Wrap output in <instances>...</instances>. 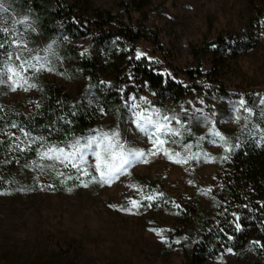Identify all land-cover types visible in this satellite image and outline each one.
Wrapping results in <instances>:
<instances>
[{
	"label": "rangeland",
	"instance_id": "obj_1",
	"mask_svg": "<svg viewBox=\"0 0 264 264\" xmlns=\"http://www.w3.org/2000/svg\"><path fill=\"white\" fill-rule=\"evenodd\" d=\"M63 1L75 8L83 24L97 32L121 26L132 28L141 36L136 49L145 52L146 58L152 57L147 59L165 80H176L172 67L200 68L204 74L213 72L217 80L207 83L204 95L193 93L180 102V112L168 111L171 112L168 115L181 119L185 109L193 114L198 108L206 114L213 109L216 115L217 107L226 103L225 92L235 101L241 96L246 101L251 93L264 94V0ZM108 14L114 16L112 25L103 21ZM62 39V44L75 46L80 55L83 53L81 56H95L99 60L100 87L113 90V81L118 83L114 92L126 114L102 109V118L92 135L97 131H118L127 147L151 148L149 139L135 124L131 105L139 104L149 113L161 111L155 103V94L136 76L138 60L130 48L118 36L112 42L98 40L91 33ZM241 44L245 46L240 49ZM57 49L61 54L60 44ZM110 55L119 57L110 60ZM61 57L60 64L39 72L41 88L12 91L11 85L3 84V109L15 114L38 113L46 97L44 82L59 86L70 98L90 101L86 97L92 90L89 76L69 66L73 64V57L67 59L63 54ZM132 94L137 97L134 102L129 100ZM140 97H146L151 104ZM186 124L173 127L182 134ZM215 125L232 136L239 123L229 116L218 123L215 121ZM204 132L195 131L199 140ZM169 146L183 151L179 138L175 145ZM21 147L26 149L19 129L0 124V177L5 181L4 188H0V264H186L183 245L180 241L177 243L174 232L181 229L186 236L190 234L188 210L194 206L199 214L206 209L208 214L213 212L212 193H219L222 186L220 163L229 161L221 160L225 155L223 145L205 147L218 160L201 156L187 164H176L161 154L149 157L146 164L133 165L119 180L107 186L98 177L95 182L90 177H81L70 164H58L51 171L38 162L23 164L12 154L13 149L23 152L19 150ZM203 147L200 141L193 149ZM91 154L87 150L78 167L97 175L96 157ZM64 175L77 180L78 185L71 191L56 187ZM152 192L165 195L152 202L151 207L145 201L138 209L119 210L129 207L130 198L141 199ZM164 198L167 201L163 203ZM198 224L196 219L195 240L200 238ZM263 262V255L239 258L226 253L206 264Z\"/></svg>",
	"mask_w": 264,
	"mask_h": 264
},
{
	"label": "trees",
	"instance_id": "obj_2",
	"mask_svg": "<svg viewBox=\"0 0 264 264\" xmlns=\"http://www.w3.org/2000/svg\"><path fill=\"white\" fill-rule=\"evenodd\" d=\"M113 19L114 16L108 14L103 18V21L106 25H112ZM2 28H8L10 31L15 30L19 39L27 45L25 51L19 50L22 61L28 60L31 63V57L49 55L51 61L46 65V68H52L60 64L61 54H63L67 59L73 57V64L69 65L73 70L78 69L85 76H89L92 90L87 92L86 97L89 96L90 101L80 102L70 98L69 94L59 86L44 82L46 97L42 108L38 113L31 115L15 114L13 111L3 109L1 86L9 83H0L1 126L16 124L18 129L23 127L30 134L29 137L23 136L26 150L19 153L13 149L12 154L14 153L15 159L20 160L23 164L38 162L42 166L45 165L46 170L51 171L52 167H57L59 163L41 159L38 155L40 141L33 142V138L44 137L46 138L45 143L66 147L74 140L87 139L94 133L96 123L102 118V109H106L109 113L118 111L122 115L126 114L123 106L118 103L119 97L114 92L117 88L115 85L118 83L113 81V90H105L99 86V60L95 56H81L75 46L67 47L62 44V38L69 35L73 38L91 33L98 40L112 42L114 36H118L135 55L136 42L141 39V36L127 26L97 32L95 28L83 24L79 20L75 8L67 5L63 0H0V29ZM4 39L5 37L0 35V42H3ZM59 44L61 54L57 49ZM239 46L241 49L245 45ZM9 51H16L10 42L5 49L0 50V67L8 63L6 54ZM118 57L110 55L109 59L115 60ZM135 66L139 81L143 85L147 84L152 90L156 96L155 103L159 111L165 114L172 111L180 112L181 101L191 97L193 93L204 95L207 83H214L217 80L213 72L204 74L200 68L179 70L176 67L171 68L176 80H165L154 70L146 57L139 59ZM39 72H31L27 75L29 83L24 85V89L43 86L38 79ZM18 82L22 83V81ZM29 85H35V87ZM225 95L226 103L219 105L217 114L212 117L217 123L222 118L234 117L230 102L235 100L226 92ZM261 97H264V94L251 93L246 97V105L253 108L254 115L247 120H238V130L234 131L232 136L229 131L215 125V129L226 136L232 144L239 142L242 146L230 155L228 162L220 163L221 169H223L222 186L219 193H212L213 212L208 214L209 210L206 209L205 212L199 214L194 206L193 209L188 210L190 234L186 236L181 229H176L174 232L176 239L183 245L186 264H206L211 259H217L228 253L227 248H232L233 253L231 254L239 258H248L250 254L263 255L264 257V250L249 243L257 240L264 242V208L260 207V203H264V143H257L259 137L264 134L259 131L264 129V106L259 103ZM212 112H214L213 109ZM212 112H207V114L211 115ZM240 115L243 117L246 114L241 111ZM183 116L181 120H188V122L179 140L181 146L189 145L188 152L191 148L198 146L200 141L203 143V149L192 150L198 155L202 152L207 153L205 147L223 145L222 142L210 143L211 139H215L209 134V129L213 126L211 123H207L203 119H188L185 114ZM201 130L205 132L201 137L202 140H199L195 131ZM90 150L91 155L96 157L95 150ZM201 156L212 159L210 154ZM64 176V179L57 183L58 190L72 189L78 185L76 179ZM4 184V179L0 177V188H4ZM163 200V203L167 201L165 198ZM243 205H248V207L245 208ZM233 212L240 216L238 222L242 225V230L239 232L234 227V218L231 215ZM182 215L184 219H187L186 215ZM196 219L201 232L200 238L195 240L194 222ZM228 236H232L233 239L229 240Z\"/></svg>",
	"mask_w": 264,
	"mask_h": 264
},
{
	"label": "snow or ice",
	"instance_id": "obj_3",
	"mask_svg": "<svg viewBox=\"0 0 264 264\" xmlns=\"http://www.w3.org/2000/svg\"><path fill=\"white\" fill-rule=\"evenodd\" d=\"M0 35L5 37L3 42H0V50L5 49L6 45L10 42L13 49L16 51L7 52V64L0 67V83L8 82L11 85L12 91H15L18 87L23 88L27 85V75L31 72H39L46 69V65L50 63L51 56L49 55H36L31 57V63L28 60H21L19 50L27 45L19 39L18 33L15 30H9L8 28L0 29ZM214 46V45H213ZM83 55V53H81ZM147 54L142 52L140 49H136L135 58L139 60L141 57H145ZM152 60V57H147ZM158 62V61H157ZM51 70V69H47ZM165 74L171 76V73ZM131 78V77H129ZM18 81H22L18 82ZM103 83V82H101ZM35 87V85H29ZM27 90V88H25ZM124 91L123 88L120 89ZM137 99L135 94L129 96V100L135 101ZM139 99L144 100L146 104H151L146 97H140ZM127 103V102H126ZM203 104V100L200 101ZM232 104V112L236 120H247L250 116L254 115L253 108L246 105V101L243 96L238 100L230 102ZM260 105L264 106V97L259 99ZM133 114L135 117V124L137 128L145 134L149 139L151 148H135L127 147L125 143L121 141L120 133L118 131H97L94 135L87 137V139H76L66 147H61L56 144L45 143L46 138L36 137L33 138V142L36 140L40 141L38 155L41 159H47L55 161L59 164H70L71 167L77 171L81 177H90L92 181H98L104 185L111 186L114 181L120 179L123 173H126L129 168L136 164H146L149 162V157H155L163 154L168 160L176 164H187L190 160H198L200 155L208 156V153H200L199 155L195 152H188L189 145H183V151L176 150L175 147L169 145H175L176 140L180 137V132L173 127V125H179L184 127L186 120H181L177 115H168L163 112H151L149 113L146 109H141L139 104L133 103ZM241 111L245 113L243 117L240 115ZM185 117L188 119H203L207 123H211L213 126L209 129V134L215 139H211L210 143L216 144L217 142L223 143L225 155L221 157L222 161H227L230 155L236 150L241 148V143L237 142L232 144L228 138L222 135L215 129V121L212 119L215 116V112L211 115L206 114L203 109H195L193 114L188 113L184 110ZM12 128H16V124L11 125ZM24 137H29L30 134L23 127L19 129ZM264 133V129L259 130ZM15 137V134H12ZM171 138V139H170ZM258 144L264 143V134H262L258 141ZM30 146V145H29ZM95 146V172L97 175H90V173L83 168L78 167V163L84 160V156L87 150H90ZM20 151L26 150L24 147L19 149ZM215 159V157H212ZM191 184L192 181H189ZM86 187L87 184H84ZM48 187H54L49 185ZM135 187V186H133ZM71 191V189H69ZM210 192L211 189L209 188ZM165 194L163 192H152L151 194L144 195L141 199L130 198L128 200L129 207H120V211H129L131 208H140L144 202H148V206H152V202L156 201L157 198H162ZM109 207H116V205H109ZM247 208L248 205H243ZM260 207L264 208V203H260ZM234 223L235 230L237 232L242 230V225L238 222L240 216L233 212L231 213ZM155 232L156 229H153ZM223 231V229H221ZM229 240L233 239L232 236L227 237ZM179 243V241H177ZM250 244L257 246L264 250V242L262 241H250ZM228 253H233L232 248H227Z\"/></svg>",
	"mask_w": 264,
	"mask_h": 264
}]
</instances>
